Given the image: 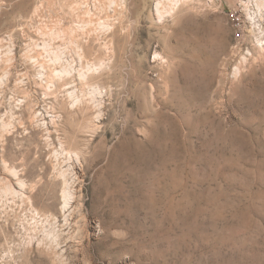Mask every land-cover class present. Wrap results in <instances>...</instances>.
<instances>
[{"label": "rangeland", "instance_id": "obj_1", "mask_svg": "<svg viewBox=\"0 0 264 264\" xmlns=\"http://www.w3.org/2000/svg\"><path fill=\"white\" fill-rule=\"evenodd\" d=\"M108 1L0 0V264H264V0Z\"/></svg>", "mask_w": 264, "mask_h": 264}, {"label": "bare ground", "instance_id": "obj_2", "mask_svg": "<svg viewBox=\"0 0 264 264\" xmlns=\"http://www.w3.org/2000/svg\"><path fill=\"white\" fill-rule=\"evenodd\" d=\"M109 1H110V0H109ZM109 1H108V2H109ZM111 2H112V1H111ZM111 2H110V3H111ZM113 3H115V2L113 1ZM124 3H125V2H124ZM160 4H161L160 1H158V2H157V7H158ZM160 6H161V5H160ZM160 6H159L158 8H160ZM175 7H176V6H174V7L171 8V9H172V11H171L172 13L175 12V10H176ZM102 8H103V6H102ZM110 8H111V7H110ZM113 8H114V7H113ZM115 8H116V7H115ZM119 9H120V8H119ZM123 9H124V7H123ZM171 9H170V10H171ZM116 10H118V9H115V11H116ZM124 10H125V9H124ZM156 10H157L158 13H159V10H158V9H156ZM86 11H87V10H86ZM102 13H104V11H103ZM112 13H113V12H112ZM119 13H120V12H119ZM113 15H114V14H113ZM120 15H121V14H120ZM248 15H249V14H248ZM105 16H106V15H105ZM108 16H109V15H108ZM108 16H107V17H108ZM250 17H251V16H250ZM92 19H93V18H92ZM89 20L91 21V19H89ZM89 20H88V21H89ZM90 21H89V22H86V24H87V23L89 24ZM93 21H95V20H93ZM98 21H99V20H98ZM77 23H78V22H77ZM98 24H99V23H98ZM99 25H100V24H99ZM98 27H99V26H98ZM87 28H88V27H87ZM101 28H102V27H101ZM184 28H185V27H184ZM90 29H91V28H90ZM87 30H88V29H87ZM181 31H182V30H181ZM185 32H186V31H185ZM68 33H69V32H68ZM76 34H77V33H76ZM84 34H85V33H84ZM67 35H68V34H67ZM90 35H91V34H90ZM73 36H74V35H73ZM80 36H81V35H80ZM86 36H87V35H86ZM89 37H90V36H89ZM257 42L260 43L259 41H257ZM72 44H73V43H72ZM77 44H78V43H77ZM57 60H58V58H57ZM57 77H58V76H57Z\"/></svg>", "mask_w": 264, "mask_h": 264}]
</instances>
